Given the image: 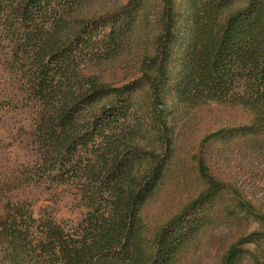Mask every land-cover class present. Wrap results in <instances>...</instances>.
I'll return each mask as SVG.
<instances>
[{
	"label": "trees",
	"instance_id": "obj_1",
	"mask_svg": "<svg viewBox=\"0 0 264 264\" xmlns=\"http://www.w3.org/2000/svg\"><path fill=\"white\" fill-rule=\"evenodd\" d=\"M91 1L0 0V96L28 117L21 143L31 163L0 186L2 258L18 264H170L190 234L191 211L223 188L201 161L206 190L146 238L141 209L170 160L160 107L175 38L174 0H161L153 53L133 56L137 2L89 15ZM231 4L198 0L177 92L187 105L245 108L253 118L242 133L255 138L264 136V0H247L235 11ZM130 55L138 57V70L109 80L104 67ZM144 87L152 102L140 111L133 96ZM150 129L157 132L154 141L145 135ZM14 185L67 187L80 217L58 221L47 212L36 218L27 201L8 196ZM239 252L233 246L223 264ZM257 264H264V253Z\"/></svg>",
	"mask_w": 264,
	"mask_h": 264
},
{
	"label": "rangeland",
	"instance_id": "obj_2",
	"mask_svg": "<svg viewBox=\"0 0 264 264\" xmlns=\"http://www.w3.org/2000/svg\"><path fill=\"white\" fill-rule=\"evenodd\" d=\"M132 1L92 0L85 11L89 15L113 13ZM135 1L137 19L130 50L132 56L140 52L150 55L160 31L161 0ZM246 2L232 0L229 11L244 7ZM197 3L198 0H174L175 38L160 107L164 108L168 125L170 160L155 194L141 209L144 234L152 240L206 190L208 182L199 168L202 161L209 175L221 182L223 188L214 199L191 211L190 234L170 264H223L233 246H238L240 252L231 264H257L264 253V136L243 135L242 128L250 125L253 118L245 108L217 102L187 105L177 92L186 52L193 41ZM139 66L138 57L130 55L104 68L109 80H119L131 76ZM2 83L0 80V89ZM133 100L138 110L145 111L152 102L148 87L136 92ZM9 101L0 96V186L31 165L21 143L28 117L12 111ZM145 135L154 141L157 132L150 129ZM38 187L19 189L14 185L8 196L14 202L27 201L36 218L47 212H52L58 221H76L80 217L81 211L69 188ZM3 248L0 245V264H18L2 258Z\"/></svg>",
	"mask_w": 264,
	"mask_h": 264
}]
</instances>
